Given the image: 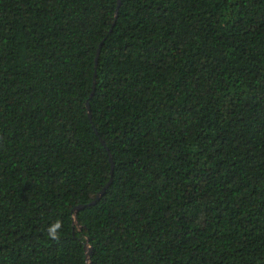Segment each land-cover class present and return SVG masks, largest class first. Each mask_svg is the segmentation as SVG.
Here are the masks:
<instances>
[{
    "label": "trees",
    "instance_id": "16d2710c",
    "mask_svg": "<svg viewBox=\"0 0 264 264\" xmlns=\"http://www.w3.org/2000/svg\"><path fill=\"white\" fill-rule=\"evenodd\" d=\"M117 1L0 0V264H264V0Z\"/></svg>",
    "mask_w": 264,
    "mask_h": 264
},
{
    "label": "water",
    "instance_id": "95a60500",
    "mask_svg": "<svg viewBox=\"0 0 264 264\" xmlns=\"http://www.w3.org/2000/svg\"><path fill=\"white\" fill-rule=\"evenodd\" d=\"M120 4V1L118 0L117 1V5H119ZM94 83H95V75L93 76V85H94ZM86 108H87V110H88V112H89V118H90V111H89V105H88V103H86ZM103 192H104V190H102L101 192H99L98 194H97V196H96V198H95V200H98L99 198H100V196L101 195H103ZM95 200L93 201V202H91V204H93L94 202H95ZM81 208V206L79 207H76L75 209H74V211H77L78 209H80Z\"/></svg>",
    "mask_w": 264,
    "mask_h": 264
},
{
    "label": "clouds",
    "instance_id": "9594fccd",
    "mask_svg": "<svg viewBox=\"0 0 264 264\" xmlns=\"http://www.w3.org/2000/svg\"><path fill=\"white\" fill-rule=\"evenodd\" d=\"M57 227H59V225H57ZM50 235H51V237H52L53 239H58V236H57V234H56V232H55L54 229L50 232Z\"/></svg>",
    "mask_w": 264,
    "mask_h": 264
}]
</instances>
